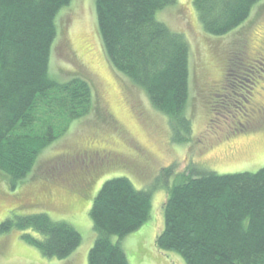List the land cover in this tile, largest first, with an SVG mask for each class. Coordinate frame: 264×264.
<instances>
[{
	"label": "trees",
	"instance_id": "obj_1",
	"mask_svg": "<svg viewBox=\"0 0 264 264\" xmlns=\"http://www.w3.org/2000/svg\"><path fill=\"white\" fill-rule=\"evenodd\" d=\"M72 0H0V169L13 185L26 179L46 147L73 121L92 113L95 93L82 73L59 80L50 72L58 36L57 15ZM262 0H193L205 31L223 36L249 19ZM177 0H95L106 54L117 71L141 87L170 121L173 143L193 140L187 112L191 47L158 12ZM155 189L164 188L165 226L155 239L186 264H264V167L221 174L191 165L164 167ZM153 189H138L127 176L104 182L90 215L96 233L89 264H131L125 238L151 214ZM22 238L44 255L64 259L82 243L71 223L47 212L14 215L0 231ZM33 229L42 238L29 233Z\"/></svg>",
	"mask_w": 264,
	"mask_h": 264
},
{
	"label": "rangeland",
	"instance_id": "obj_2",
	"mask_svg": "<svg viewBox=\"0 0 264 264\" xmlns=\"http://www.w3.org/2000/svg\"><path fill=\"white\" fill-rule=\"evenodd\" d=\"M158 18L183 32L191 47L187 112L193 119V140L173 143L169 118L111 64L95 0H72L57 15L50 72L59 80L85 75L94 88L95 106L43 150L26 179L13 185L0 169V223L44 211L74 225L83 241L69 257L59 259L30 245L21 230L0 231V264H89L96 237L90 210L104 182L117 176L154 191L150 218L124 240L130 263L186 264L178 252L159 250L155 244L165 226L168 197L166 189L154 188L161 170L175 165L184 172L191 163L221 174L264 167V120L256 112L264 105V0L247 21L223 36L205 31L193 0H177L160 10ZM94 150L118 160L86 171L77 156Z\"/></svg>",
	"mask_w": 264,
	"mask_h": 264
},
{
	"label": "flooded vegetation",
	"instance_id": "obj_3",
	"mask_svg": "<svg viewBox=\"0 0 264 264\" xmlns=\"http://www.w3.org/2000/svg\"><path fill=\"white\" fill-rule=\"evenodd\" d=\"M258 110L259 109H257L256 112H257V115L259 116V119L264 120V116H262L260 113L262 112L264 115V105L260 106V110H261L260 112ZM111 119L115 121L113 117ZM137 154L143 156V154H141L138 151H137ZM77 158L86 166L87 168L86 171H89L90 169L97 170L105 164H108V163L110 164L118 160L117 158L113 159L111 155L107 154L105 150L104 151L103 150L86 151L85 153L79 154Z\"/></svg>",
	"mask_w": 264,
	"mask_h": 264
},
{
	"label": "crops",
	"instance_id": "obj_4",
	"mask_svg": "<svg viewBox=\"0 0 264 264\" xmlns=\"http://www.w3.org/2000/svg\"><path fill=\"white\" fill-rule=\"evenodd\" d=\"M125 248H126V251H128V250H127V246H126V245H125Z\"/></svg>",
	"mask_w": 264,
	"mask_h": 264
}]
</instances>
